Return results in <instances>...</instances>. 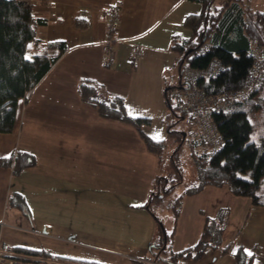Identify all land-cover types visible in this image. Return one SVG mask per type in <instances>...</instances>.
Returning a JSON list of instances; mask_svg holds the SVG:
<instances>
[{
  "label": "crops",
  "instance_id": "0c3cea01",
  "mask_svg": "<svg viewBox=\"0 0 264 264\" xmlns=\"http://www.w3.org/2000/svg\"><path fill=\"white\" fill-rule=\"evenodd\" d=\"M116 2L120 21L107 59L109 24L104 14ZM33 4L32 14L45 19L36 30L38 50L57 40L66 47L27 99L18 98L12 130L0 132V158L17 151L34 158L17 174L12 166L0 165L1 228L15 227L7 222L20 219L32 228L26 230L46 238L41 247L12 246L104 264H148L156 222L142 204L155 183L158 157L133 125L101 116L82 101L77 86L88 78L100 83L105 93L122 96L130 114L151 119L144 131L165 140L164 74L176 55L170 48L171 35L191 34L182 22L201 4L193 0H33ZM242 4L264 9V0ZM29 48L27 57L35 52L32 42ZM134 49L139 51L135 59ZM11 195L20 196L23 208L8 205ZM220 208L228 209L221 246L178 264H238L234 252L239 247L253 255V264H264V205L233 194L227 185H206L183 197L173 249L193 244L204 216H215ZM163 210L160 220L170 228L172 213L169 207ZM41 259L50 260L33 257Z\"/></svg>",
  "mask_w": 264,
  "mask_h": 264
},
{
  "label": "trees",
  "instance_id": "16d2710c",
  "mask_svg": "<svg viewBox=\"0 0 264 264\" xmlns=\"http://www.w3.org/2000/svg\"><path fill=\"white\" fill-rule=\"evenodd\" d=\"M201 4L198 12H190L183 19V26L191 34L183 38L171 35V50L176 53L174 63L177 68V88L187 87L183 80L187 65L205 68L217 61L219 69L215 76L199 78L196 84L207 94L239 91L232 103L225 108L212 111L211 116L223 140L216 149L206 152L198 148L192 150L196 182L175 195L168 204L172 213L171 227H166L155 209L172 193L182 181L179 165H176L175 153L171 162L176 168L172 176H155V183L142 206L147 208L156 222V231L148 245V258L153 264H178L183 259H198L208 249L218 248L228 217V209L220 208L215 216H204L203 227L197 240L180 250H174L172 241L183 197L200 191L206 185H227L235 195L248 196L255 205H264V58L257 66L259 80L246 85L247 77L254 65L253 45L259 44L264 51V9L243 5V0H227L217 5L216 0H193ZM45 22L44 18L32 14L30 8L19 0H0V132L11 131L16 117L17 100L27 99L36 83L47 73L66 44L61 41L48 42L38 50L37 27ZM206 40L210 48L199 52ZM35 52L27 57L29 43ZM57 51L51 53L50 49ZM105 63L107 62L104 60ZM172 87V86H170ZM164 87L166 111L164 115L166 135L178 133L172 129L174 123L168 121L172 115L190 120L195 114L182 109L180 102L170 104L168 89ZM102 85L88 78L79 81L77 89L82 101L91 104L104 117L116 119L133 125L147 148L157 157L162 149L163 139H155L144 131L151 123L147 116H134L125 107L122 96L107 94ZM255 118L260 129L254 135ZM184 134V132H183ZM201 141L198 147H201ZM193 147V143H191ZM159 160V158H158ZM34 163L31 154L17 151L15 154L0 158V165L12 166L17 174ZM9 206L23 208L20 196L9 197ZM14 250L29 255L30 258L44 256L60 264H104L95 260H81L63 255H55L44 249L25 246H13ZM228 246L223 247L226 251ZM234 256L238 264H253V255L237 248ZM38 261V260H36ZM144 264V263H138Z\"/></svg>",
  "mask_w": 264,
  "mask_h": 264
},
{
  "label": "built area",
  "instance_id": "2783aa9c",
  "mask_svg": "<svg viewBox=\"0 0 264 264\" xmlns=\"http://www.w3.org/2000/svg\"><path fill=\"white\" fill-rule=\"evenodd\" d=\"M28 6L31 12L34 10L33 0H19ZM121 8L118 2L110 5L105 11V18L108 22V29L105 40L106 58L109 59V54L113 51V44L115 39L113 38L116 28L120 21ZM207 45L202 46L199 52L211 47L212 43H206ZM139 54L137 49L132 52L133 59ZM253 54L255 56L254 65L247 77L246 85L251 86L255 84L259 77L257 76V66L259 65L262 58H264V51L259 44L253 45ZM219 69L217 61H212L205 68H195L187 65L184 70L185 81L187 87L179 90V95L182 97L181 107L188 113L195 114L192 122L188 128L189 132L193 134V140L198 143L194 146L196 152L198 148L206 152H210L222 144L223 140L220 133L217 130L216 124L211 116L212 111H218L226 106L230 105L235 97L240 94L239 91L232 92H221L207 94L203 88L196 84L197 79L207 78L215 76ZM203 142L201 147L198 144ZM195 142V141H194ZM2 222H0V229ZM50 260H38L35 261L27 255H22L12 251L9 246L0 245V264H50Z\"/></svg>",
  "mask_w": 264,
  "mask_h": 264
},
{
  "label": "rangeland",
  "instance_id": "374dc122",
  "mask_svg": "<svg viewBox=\"0 0 264 264\" xmlns=\"http://www.w3.org/2000/svg\"><path fill=\"white\" fill-rule=\"evenodd\" d=\"M226 1L227 0H216L215 3L219 5ZM208 42L211 43L210 40H206L202 46L207 45L206 43ZM202 46L201 48H203ZM164 80L166 87L172 86L168 89V98L170 104H176L178 102H180L181 104L182 97L179 95V90L181 91V89H183L184 87L182 88L176 87V84L178 82V74L174 62L171 65V67L167 66V69L164 74ZM183 80H185L184 75H183ZM177 113H178L177 116L174 114L171 117H169L168 121L170 123H174L172 125V129H175L179 132L178 133L174 132L173 134L168 135L163 141L162 149L158 156L159 158L158 174L160 176H167V177L175 174L176 168L173 166L171 162L170 155L173 152H176L174 157L176 159L175 160L176 165L180 166L182 173V181L175 186L172 193L164 199L162 205L158 208L157 212H159V215L162 218H164L163 209L166 210L168 208L166 204H168L176 194L181 193L185 189V187L190 186L196 182V170H195L194 158L192 154L191 143H193V147H194L195 145H197L198 142L196 140H193V134L188 130L192 122V119L190 120L189 114L185 115L184 117H179L180 113L178 109H177ZM252 121L254 123V135H255L258 129H260V126L257 124L255 118H252ZM7 223L14 225L15 227L6 226L3 227V229L1 228L2 230H0V245L9 246L12 249V251L16 253H18L19 251L14 250L12 246L14 244L39 246L46 241L45 236L36 234L35 230H33V232L26 230L28 229L27 223L20 221V219L17 221L11 219L10 222ZM28 227L30 228V230L32 229L30 226ZM19 237L22 240H19ZM148 264H153V262L149 260Z\"/></svg>",
  "mask_w": 264,
  "mask_h": 264
}]
</instances>
